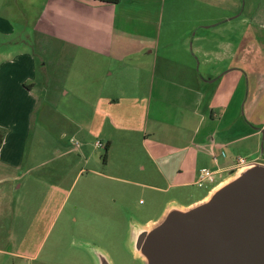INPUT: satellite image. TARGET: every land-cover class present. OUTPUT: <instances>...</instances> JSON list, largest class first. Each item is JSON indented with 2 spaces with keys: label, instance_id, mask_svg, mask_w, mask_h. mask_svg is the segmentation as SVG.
<instances>
[{
  "label": "crops",
  "instance_id": "0c3cea01",
  "mask_svg": "<svg viewBox=\"0 0 264 264\" xmlns=\"http://www.w3.org/2000/svg\"><path fill=\"white\" fill-rule=\"evenodd\" d=\"M180 4L217 8L221 14L206 13L203 29L213 28L218 36L208 39L197 31L190 55L173 51L164 57L162 18ZM233 20L241 28L234 39L227 35L236 31ZM62 54L80 66H105V73L95 69L89 80L84 77L81 101L71 102L67 112L54 109L66 124L61 134L72 125L79 138V164L58 181L73 172L84 175L92 158L101 165L94 152L101 142L108 146L106 167L115 152L121 170L130 173L128 155L140 151L147 180L133 183L175 191L170 198L189 206L231 177L240 157L247 165L263 163L264 0H0V175L9 180L32 171L22 167V148L32 134L44 136L34 133L38 119L55 123L50 98L71 94L66 79L52 75L61 66L55 56ZM40 102L41 116H35ZM52 137L46 149L59 152L58 158L75 152ZM202 168L215 171L216 179L195 191Z\"/></svg>",
  "mask_w": 264,
  "mask_h": 264
},
{
  "label": "rangeland",
  "instance_id": "374dc122",
  "mask_svg": "<svg viewBox=\"0 0 264 264\" xmlns=\"http://www.w3.org/2000/svg\"><path fill=\"white\" fill-rule=\"evenodd\" d=\"M209 12L214 18L221 14L217 8L206 5L203 8L201 5L192 4L186 8L185 4H180L178 9L170 11L167 8L161 23L160 55L170 58L173 51L175 54L190 55L193 47L191 40L197 31L208 39L218 36L214 34L213 28L203 29L207 24L203 22V18L205 20L206 13ZM238 23V20L231 22L230 25H236V31L227 34L230 38L234 39L238 35L241 29ZM168 43L173 45L174 50L169 49ZM187 45L189 50H176L186 49ZM38 51L40 50L36 52ZM39 56H42L41 51ZM55 57L61 59V66H57L55 74L52 72V75H60L62 80L66 79V89H71V94L60 100L50 98V114L53 115L51 118L55 123L49 124L41 118L38 119L34 133L44 136L39 139L32 134L22 148L25 158L22 167L26 169L33 166L30 174L16 181L9 180L7 176L10 175H0V264H98L97 258L101 254L111 264H145L135 252L136 229L150 220H159L173 201L180 204L181 199L170 198L175 191L164 193L141 188L133 183L147 180L146 173L139 168L145 157L140 151L128 155L126 162L129 161L131 169L130 173H126L127 169L121 170L122 163L115 152L112 163L106 167L103 162L106 159V150L99 147L94 152L95 158L102 159L101 165L96 166L92 158V163L86 167L84 175L76 178L73 172L71 176L58 181L65 169L79 164L76 161L79 155L75 150L79 138L74 137L72 125L65 131L66 134H61L66 124L54 109L66 111V108L72 106L71 102H80L82 90L78 86L82 84L84 77L91 75L95 69H99L95 72L103 76L105 66L100 61V67L80 66L67 55ZM76 75H80L78 78L81 79L77 81ZM88 76L86 80H89ZM90 81V85L96 84L93 79ZM60 101L67 103L61 105ZM42 108L40 102L35 116H41ZM60 125L65 127L61 129ZM52 136L57 137L67 149L73 148L75 152L64 159L58 158L59 152L46 149L50 141L54 140ZM71 138H74L73 141ZM136 148L134 149L137 151ZM262 148L264 149V137L259 154V160L264 164ZM250 159L253 157H249ZM202 189L205 186L195 187V191Z\"/></svg>",
  "mask_w": 264,
  "mask_h": 264
},
{
  "label": "water",
  "instance_id": "95a60500",
  "mask_svg": "<svg viewBox=\"0 0 264 264\" xmlns=\"http://www.w3.org/2000/svg\"><path fill=\"white\" fill-rule=\"evenodd\" d=\"M134 240L145 264H264V164L238 168L189 206L173 201Z\"/></svg>",
  "mask_w": 264,
  "mask_h": 264
},
{
  "label": "built area",
  "instance_id": "2783aa9c",
  "mask_svg": "<svg viewBox=\"0 0 264 264\" xmlns=\"http://www.w3.org/2000/svg\"><path fill=\"white\" fill-rule=\"evenodd\" d=\"M96 145L98 147H101L102 143L101 142H97ZM238 165L240 167L247 165L246 159L244 157H240L238 159ZM215 175H216L215 171H213V170H211L209 168H202L199 171V176H198V179H197L196 183L199 186H204L207 183H213L215 181V179H216Z\"/></svg>",
  "mask_w": 264,
  "mask_h": 264
},
{
  "label": "trees",
  "instance_id": "16d2710c",
  "mask_svg": "<svg viewBox=\"0 0 264 264\" xmlns=\"http://www.w3.org/2000/svg\"><path fill=\"white\" fill-rule=\"evenodd\" d=\"M103 2H110V3H118L120 0H101ZM107 151H108V146L106 147V155H107Z\"/></svg>",
  "mask_w": 264,
  "mask_h": 264
}]
</instances>
